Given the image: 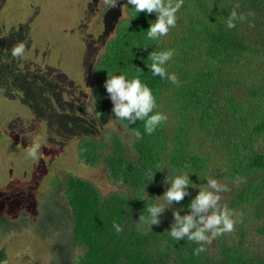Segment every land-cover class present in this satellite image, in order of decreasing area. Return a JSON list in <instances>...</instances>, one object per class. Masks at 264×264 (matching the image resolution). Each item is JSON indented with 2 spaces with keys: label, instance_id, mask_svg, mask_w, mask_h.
<instances>
[{
  "label": "trees",
  "instance_id": "trees-1",
  "mask_svg": "<svg viewBox=\"0 0 264 264\" xmlns=\"http://www.w3.org/2000/svg\"><path fill=\"white\" fill-rule=\"evenodd\" d=\"M236 3L238 12L254 15L228 29L224 21ZM126 6L123 16L118 14L119 3L102 10L104 27H114L104 35L83 94L90 91L100 102L91 113L100 112L106 120L104 103L111 101L104 87L107 73L131 79L139 68L141 82L156 100L153 114L161 112L167 121L148 135L144 121L129 124L111 111L131 138L126 141L115 130L77 136L75 153L82 169L44 177L46 187L35 216L25 210L13 218L0 213V240L23 233L34 246L48 243L45 264H264V0H183L176 26L159 40L148 39L146 32L155 14H136L127 0ZM25 46L32 59L13 58L4 64L0 59V68L12 65L10 77L13 74L35 96L62 92L67 73L48 65L41 51ZM166 49L174 50L165 67L176 74L179 86L153 76L147 66L150 52ZM0 142L6 155L17 150L15 135L1 127ZM22 153L27 170L37 163L48 166L39 155L33 161L26 150ZM96 165L119 185L117 191L102 195L81 174ZM183 172L189 173L194 187L180 203L165 209L158 226L148 227L139 217L149 216L150 205L168 207L162 199L165 178ZM206 176L229 184L231 191L223 193L221 205L243 213V218L234 231L194 256L198 245L187 238L176 241L169 231L173 210L188 212ZM237 176L245 177L246 183L232 184ZM114 221L123 232L116 233Z\"/></svg>",
  "mask_w": 264,
  "mask_h": 264
},
{
  "label": "rangeland",
  "instance_id": "rangeland-1",
  "mask_svg": "<svg viewBox=\"0 0 264 264\" xmlns=\"http://www.w3.org/2000/svg\"><path fill=\"white\" fill-rule=\"evenodd\" d=\"M118 3V14L123 16L126 0H118ZM104 8L102 0H0L2 63H10L11 48L23 42L30 51H41L48 65L68 74H64L66 82L62 92H38L40 95L35 96L27 91L24 83L14 80L13 74L10 77L12 65L0 68V127L12 132L15 141L22 144L15 145V153L6 155L0 142V213L13 218L25 210L29 217L35 216L39 195L46 187L44 177L82 169L75 153L78 137L115 130L123 134L126 141L131 138L119 122L112 119L111 101L104 103L106 120L102 117L99 121L92 120L90 113L100 102L93 99L90 91L83 94L92 62L106 38L104 35H109L114 27V23L104 27L101 22ZM12 34L14 41L10 40ZM23 58L32 59V54L28 52ZM32 143L41 145L38 155L46 161L47 167L37 163L27 170L22 151ZM50 164H53L51 168ZM81 174L90 179L102 195L119 189L102 165L85 168ZM164 185L166 189L169 186ZM248 232L254 235L253 231ZM26 238L23 233H17L15 238L6 239L8 242L0 240V264H45L50 256L48 243L34 239L38 243L34 246Z\"/></svg>",
  "mask_w": 264,
  "mask_h": 264
},
{
  "label": "clouds",
  "instance_id": "clouds-1",
  "mask_svg": "<svg viewBox=\"0 0 264 264\" xmlns=\"http://www.w3.org/2000/svg\"><path fill=\"white\" fill-rule=\"evenodd\" d=\"M107 10L116 8L118 0H102ZM127 5H131L136 14L141 12L145 14H155V21L150 22L147 29V37L150 40H159L160 37L167 36L170 29L176 26V13L183 5V0H127ZM127 7L126 5H124ZM240 7L236 3L231 9L228 17L224 21L228 29L236 27V22H245L249 15H254L251 11L248 13L238 12ZM251 26V25H250ZM26 46L23 42L14 45L11 55L14 59L22 58L25 55ZM174 50L166 49L163 51H152L147 59L151 61L147 64L153 76H159L161 79H167L172 84L179 86L180 81L175 73H168L165 65L174 55ZM136 75L131 79H126L124 75H113L107 73V79L104 87L113 104L112 112L115 118L126 120L129 124L136 121H144V129L148 135H151L156 128L167 121V115L161 112H155L156 100L151 89L141 82L140 76L142 70L135 68ZM95 120L100 119L102 113L94 111L90 113ZM133 135L141 138L138 130L133 129ZM41 145L32 143L26 149L27 158L33 161L39 159ZM153 174H150L151 180ZM165 184L169 185L164 191L162 197L168 207L163 204L150 205L147 208L149 216L145 218L140 216L139 220L150 225H159L160 217L166 208L172 206L173 202L180 203L187 196L188 189L194 187V183L189 179V173L183 172L173 178H165ZM236 187L246 183L243 176L235 177L232 182ZM231 187L227 183H222L211 176H206V183L199 186L195 197L188 204V212L181 215L182 209H175L172 212L174 223L170 226L169 235L176 241L187 238L198 245L193 249V255L199 256L207 249L205 245H210L214 239L234 231L235 225L242 222L243 213H236L234 210L221 205V193L230 192ZM147 196V194H146ZM116 233L123 232V227L113 222Z\"/></svg>",
  "mask_w": 264,
  "mask_h": 264
}]
</instances>
